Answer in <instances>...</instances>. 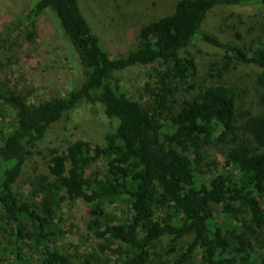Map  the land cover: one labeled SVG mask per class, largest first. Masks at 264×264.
Listing matches in <instances>:
<instances>
[{
  "label": "trees",
  "instance_id": "1",
  "mask_svg": "<svg viewBox=\"0 0 264 264\" xmlns=\"http://www.w3.org/2000/svg\"><path fill=\"white\" fill-rule=\"evenodd\" d=\"M33 1L10 30L30 44L51 18L69 82L44 89L24 74L0 79V264H155L164 256L163 264L195 256L200 264H264V115L240 123L241 89L225 78L237 67L257 68L264 107V40L245 46L201 30L214 8L255 10L264 0H180L116 60L79 0ZM195 40L224 54L209 83L192 82L197 64L186 51ZM133 67L148 68L139 100L124 85ZM82 106L110 123L102 145L74 139L73 129L62 152L48 148L49 132ZM204 147L222 157L210 177L201 171ZM44 153L47 174L22 198L16 184ZM77 202L87 207L90 234L69 251L55 212Z\"/></svg>",
  "mask_w": 264,
  "mask_h": 264
},
{
  "label": "rangeland",
  "instance_id": "2",
  "mask_svg": "<svg viewBox=\"0 0 264 264\" xmlns=\"http://www.w3.org/2000/svg\"><path fill=\"white\" fill-rule=\"evenodd\" d=\"M32 1L0 0V79L5 76L8 79H17L19 75L24 74L29 83L34 82L44 89L64 86L69 82L68 71H64L61 66L68 68L70 61L66 60V54L63 53V48L61 49L54 21L49 17L40 21L37 26L38 37L30 44H22L20 38H15L17 33L10 30V25L27 11ZM179 1L79 0V5L84 17L110 54V58L116 60L132 50L142 27L172 14ZM201 30L221 42L234 41L245 46L259 38L264 40V6H258L255 10L238 7L214 8L207 14ZM186 53L191 55L197 64V74L192 82L196 84L201 81L211 82L212 78L209 75L222 65L224 55L222 51L195 40ZM146 71L148 68L133 67L123 73L124 85L136 100H139L140 94L138 95L137 91L143 86ZM259 72L257 68L237 67L225 75L226 81L236 83L241 89V100L237 103L238 116H241L240 123L249 116L264 115V107L258 103L259 91L253 81ZM184 96L178 92L177 101ZM71 121L76 122L72 124ZM109 128L110 123L99 119L95 109L82 106L70 119L61 122L49 132L46 144L48 148L62 152L65 148L63 141L67 137L71 138V131L74 129V139L102 145L104 134ZM46 154L27 162L23 175L15 187V191L22 198L30 196L31 182L38 176L47 174ZM221 162L222 157L218 149L204 147L201 171L205 172L203 173L205 177L212 175L209 166L219 165ZM86 209L84 204L77 202L63 204L55 212L65 234L62 244L66 250L72 251L80 247L84 238L90 234ZM164 245L162 242L159 253H162L160 248ZM165 261L164 256L163 259H157L155 264H163ZM189 264H200L198 257L195 256Z\"/></svg>",
  "mask_w": 264,
  "mask_h": 264
}]
</instances>
